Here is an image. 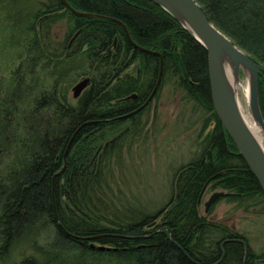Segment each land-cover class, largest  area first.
I'll return each instance as SVG.
<instances>
[{
  "label": "trees",
  "instance_id": "16d2710c",
  "mask_svg": "<svg viewBox=\"0 0 264 264\" xmlns=\"http://www.w3.org/2000/svg\"><path fill=\"white\" fill-rule=\"evenodd\" d=\"M198 1L264 66V0ZM61 20L67 31L57 39ZM29 33L14 79L0 82V264L264 260L245 236L199 212L211 182L246 206L264 201V191L215 111L208 51L178 19L152 0H44ZM80 76L89 84L73 103L69 88ZM169 78L216 124L172 170L157 206L123 171V154L143 138L145 103ZM259 104L264 117V71ZM126 119V129L96 141Z\"/></svg>",
  "mask_w": 264,
  "mask_h": 264
},
{
  "label": "rangeland",
  "instance_id": "374dc122",
  "mask_svg": "<svg viewBox=\"0 0 264 264\" xmlns=\"http://www.w3.org/2000/svg\"><path fill=\"white\" fill-rule=\"evenodd\" d=\"M43 1L0 0V82L4 85L11 83L17 68L26 57L27 42L31 35L29 26L35 13L41 9ZM231 3L232 0L228 1V4ZM223 17L228 21L225 16ZM181 24L184 26L183 23ZM218 28L224 32L220 27ZM66 31L65 20L53 26L54 36L57 39H62ZM231 40L233 41L232 38ZM236 45L250 55L243 47ZM134 69L135 67L130 68L129 72L134 73ZM240 75L243 80V69ZM85 78L87 77H78L69 88V98L73 103H76L78 97L75 96V86ZM157 90L156 95L149 98L150 104L145 103L149 105L144 111L146 133L132 146L130 149L132 154L127 152L128 148L124 151L126 160L123 171L134 179V184H138L142 192L154 198L155 204L159 206L167 197L172 170L189 161L200 150L202 141L215 128L216 123L211 118V114H203L185 98L175 78H169L166 85L160 91ZM131 123V120L126 119L107 126L105 132H102L103 134L96 141L104 142L111 139ZM220 191L228 193V190L216 186L215 182L206 185L200 199V214L245 236L252 249L261 254L264 251V201L256 199L253 204L246 206L229 202L222 197L207 210L206 203L214 193ZM258 263H264V260ZM101 264L120 263L109 259Z\"/></svg>",
  "mask_w": 264,
  "mask_h": 264
},
{
  "label": "water",
  "instance_id": "95a60500",
  "mask_svg": "<svg viewBox=\"0 0 264 264\" xmlns=\"http://www.w3.org/2000/svg\"><path fill=\"white\" fill-rule=\"evenodd\" d=\"M163 6L206 47L208 51L209 73L213 104L215 111L230 137L239 149V153L247 162L253 174L259 181L264 191V153L247 129L235 101L227 94L224 87V78L221 68L222 57L228 53L236 62H242L255 71L256 93L253 95V106L259 104V73L264 71V66L257 63L252 57L237 46L229 36L222 32L206 15L197 0H152ZM172 3L186 20V22L173 13L166 6ZM127 29V27H126ZM89 78H85L75 86V96H79L88 86ZM160 80V79H159ZM160 82V81H159ZM158 83L150 96L153 98ZM137 94L128 96L136 98ZM148 102V101H147ZM261 109V108H260ZM260 122L264 125L263 114L259 115ZM66 166V165H65ZM65 167L63 168V170ZM229 195L227 192H216L206 203L207 210L219 199Z\"/></svg>",
  "mask_w": 264,
  "mask_h": 264
},
{
  "label": "bare ground",
  "instance_id": "6f19581e",
  "mask_svg": "<svg viewBox=\"0 0 264 264\" xmlns=\"http://www.w3.org/2000/svg\"><path fill=\"white\" fill-rule=\"evenodd\" d=\"M166 6L186 22L172 3H167ZM221 68L227 94L235 101L247 129L264 153V125L259 120L262 111L258 105L253 106V95L256 93L255 71L242 62L234 61L228 53L222 57ZM241 69L244 70L243 80Z\"/></svg>",
  "mask_w": 264,
  "mask_h": 264
}]
</instances>
